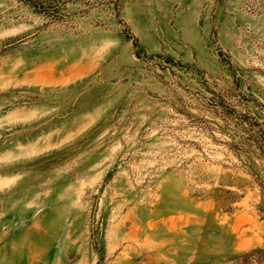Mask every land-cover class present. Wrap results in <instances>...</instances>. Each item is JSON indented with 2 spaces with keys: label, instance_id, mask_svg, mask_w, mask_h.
<instances>
[{
  "label": "rangeland",
  "instance_id": "374dc122",
  "mask_svg": "<svg viewBox=\"0 0 264 264\" xmlns=\"http://www.w3.org/2000/svg\"><path fill=\"white\" fill-rule=\"evenodd\" d=\"M0 264H264V0H0Z\"/></svg>",
  "mask_w": 264,
  "mask_h": 264
},
{
  "label": "bare ground",
  "instance_id": "6f19581e",
  "mask_svg": "<svg viewBox=\"0 0 264 264\" xmlns=\"http://www.w3.org/2000/svg\"><path fill=\"white\" fill-rule=\"evenodd\" d=\"M24 246H25V245H24ZM24 246H23V247H24ZM20 250H21V249H20ZM14 255H15V254H14ZM21 256H22V255H21ZM2 258H3V257H2ZM5 260H6V259H5ZM3 261H4V260H3ZM13 261H14V260H13ZM13 263H14V262H13Z\"/></svg>",
  "mask_w": 264,
  "mask_h": 264
}]
</instances>
